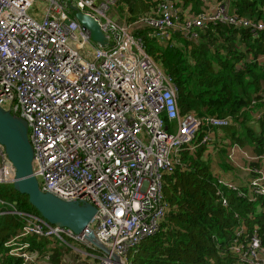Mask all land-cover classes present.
<instances>
[{"label": "built area", "instance_id": "2783aa9c", "mask_svg": "<svg viewBox=\"0 0 264 264\" xmlns=\"http://www.w3.org/2000/svg\"><path fill=\"white\" fill-rule=\"evenodd\" d=\"M117 2L0 0V106L28 125L33 175L40 189L66 201L92 204L97 209L91 225L96 237L121 264H128V253L161 227L168 211L164 179L180 164L182 151L211 142L210 131L195 144L202 127L222 129L231 119L180 114L173 78L117 16ZM73 10L99 22L106 47L92 42ZM177 18L174 5L164 1L154 16L135 24L152 29L162 40L176 28L190 33L206 22L264 29L263 23L238 19L222 4L211 13L187 16L183 24ZM87 47L92 54L86 53ZM261 102L264 108V97ZM263 116V110L258 111L257 118ZM242 151L234 146L230 161L235 162L238 152L248 163L259 159ZM246 171L255 174L250 181L254 192L264 196V170ZM14 180L15 168L0 145V185ZM219 184L236 189L225 181ZM218 195L227 206L222 191ZM15 214L26 219L20 238H55L63 244L73 240L96 250L85 234L76 235L35 215ZM243 235L240 229L232 251L244 263L264 264L260 238L254 235L245 245ZM6 246L25 263L44 264L26 251V242L14 240ZM81 253L93 258L89 264H117L105 253Z\"/></svg>", "mask_w": 264, "mask_h": 264}, {"label": "trees", "instance_id": "16d2710c", "mask_svg": "<svg viewBox=\"0 0 264 264\" xmlns=\"http://www.w3.org/2000/svg\"><path fill=\"white\" fill-rule=\"evenodd\" d=\"M164 1L179 11L177 22L183 24L189 15L211 13L222 0H118L116 14L132 25V34L173 78L182 116L229 117L231 124L223 129L202 127L195 144L210 131L211 142L182 151L180 164L164 179L168 211L161 227L128 253V264H247L232 246L240 229L245 245L257 235L264 246V196L249 186L253 172L241 182L235 178L229 154L239 146L259 158L247 163L250 169L264 170V116L255 118L258 111L264 112V29L206 22L190 33L176 28L162 40L152 29L135 23L154 16ZM226 6L238 19L264 24V0H229ZM219 180L237 187L229 189ZM0 199L6 212L0 215V264H29L10 254L6 244L14 240L28 243L26 251L44 264H89L92 258L77 249L97 253L73 240L63 244L55 238H20L26 219L15 211L41 215L13 185H0Z\"/></svg>", "mask_w": 264, "mask_h": 264}, {"label": "water", "instance_id": "95a60500", "mask_svg": "<svg viewBox=\"0 0 264 264\" xmlns=\"http://www.w3.org/2000/svg\"><path fill=\"white\" fill-rule=\"evenodd\" d=\"M74 18L85 28L92 42L102 47L107 44L106 35L99 22L79 10L72 11ZM0 145L15 168L13 187L28 197L29 203L49 224L72 230L76 235L85 234L86 240L97 250L111 255L117 264L121 258L113 254L95 235L91 225L97 209L88 202L66 201L40 189L38 179L33 175L34 152L28 138V125L0 106Z\"/></svg>", "mask_w": 264, "mask_h": 264}, {"label": "rangeland", "instance_id": "374dc122", "mask_svg": "<svg viewBox=\"0 0 264 264\" xmlns=\"http://www.w3.org/2000/svg\"><path fill=\"white\" fill-rule=\"evenodd\" d=\"M39 8V6L38 5H36V7L34 8V11L35 10H37ZM32 14V13H31ZM180 23L181 22H183V20H180L179 21ZM92 49H91V47H87L86 48V53H91L92 54ZM257 117V116H256ZM174 124H172V126H173ZM243 150V149H242ZM242 152H244V151H242ZM250 157L253 155L252 153H249V152H246ZM247 160H249V159H247L246 157H245V155L243 154V153H240V152H238V153H236V159H235V165L237 166V167H234L233 166V172H235V178L237 179V180H239L240 181V178H242V179H247V177H248V175L247 174H245V172H246V166H247ZM229 161H230V158H229ZM231 162V161H230ZM232 172V171H231ZM241 182V181H240ZM85 247L87 246V245H84ZM86 252L84 249H77V252L78 253H80V254H82L81 252ZM87 253V252H86ZM88 255H85V257H87ZM131 256V254L129 255V257Z\"/></svg>", "mask_w": 264, "mask_h": 264}, {"label": "clouds", "instance_id": "9594fccd", "mask_svg": "<svg viewBox=\"0 0 264 264\" xmlns=\"http://www.w3.org/2000/svg\"><path fill=\"white\" fill-rule=\"evenodd\" d=\"M221 3V2H220ZM220 3L218 4V5H216L215 7L217 8L219 5H220ZM224 3H226V4H224ZM229 3V0H227L226 2H222V6H225V8L230 12V10H229V7H227L226 5ZM117 4H118V2H117ZM215 8V9H216ZM177 10V9H176ZM178 11V10H177ZM214 10H212V12H213ZM186 13H188V12H186ZM231 13V12H230ZM74 16V15H73ZM178 16H179V11H178ZM179 23V22H178ZM128 25H130V24H128ZM131 26V29H132V25H130ZM99 44V43H98ZM107 45V44H106ZM106 47V46H105ZM7 111V110H6ZM181 114V113H180ZM192 114V113H191ZM257 114H258V112L256 113V115H255V118L256 119H258L256 116H257ZM13 115V114H12ZM196 115V114H195ZM14 116V115H13ZM187 116V115H186ZM17 117V116H16ZM183 117H185V116H183ZM20 118V117H19ZM258 120H260V119H258ZM25 121V120H24ZM26 122V121H25ZM228 127V126H227ZM215 129H219V128H215ZM223 129V128H222ZM29 138V137H28ZM211 140H212V136H211ZM239 147V146H238ZM241 148V147H240ZM241 149H243V148H241ZM244 150V149H243ZM244 151H246V150H244ZM247 152V151H246ZM231 153V152H230ZM230 155V154H229ZM251 157H254V156H251ZM232 163V162H231ZM248 163V162H247ZM232 164H234V163H232ZM235 165V164H234ZM235 167H237L236 165H235ZM248 168V166H246V169ZM245 169V170H246ZM245 174H247L248 175V173H247V171L245 172ZM242 180H244V179H242ZM221 181H225V180H221ZM225 182H227V183H230V182H228V181H225ZM231 184H233V183H231ZM11 185H13V184H11ZM235 187H237V184H233ZM226 186V185H225ZM249 186H250V184H249ZM227 187V186H226ZM229 188V187H228ZM229 189H231V188H229ZM41 218V217H40ZM44 220V219H43ZM84 245H87V244H84ZM88 247V246H87ZM93 247V246H92ZM89 248V247H88ZM93 250V249H92ZM97 250V249H96ZM96 250H95V252H96ZM99 252L100 253H102L101 251H99L98 250V252L97 253H95L94 255H97V254H99ZM89 254V253H88ZM92 258V257H91ZM92 260H93V258H92ZM91 260V261H92Z\"/></svg>", "mask_w": 264, "mask_h": 264}, {"label": "crops", "instance_id": "0c3cea01", "mask_svg": "<svg viewBox=\"0 0 264 264\" xmlns=\"http://www.w3.org/2000/svg\"><path fill=\"white\" fill-rule=\"evenodd\" d=\"M215 8H216V7H215V6H213V7H212V10H215Z\"/></svg>", "mask_w": 264, "mask_h": 264}]
</instances>
